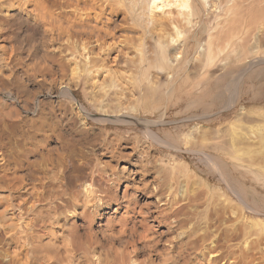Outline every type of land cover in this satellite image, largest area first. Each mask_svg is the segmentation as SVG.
I'll list each match as a JSON object with an SVG mask.
<instances>
[{"label":"bare ground","instance_id":"obj_1","mask_svg":"<svg viewBox=\"0 0 264 264\" xmlns=\"http://www.w3.org/2000/svg\"><path fill=\"white\" fill-rule=\"evenodd\" d=\"M162 99L191 111L182 144L203 168L173 161L151 182L149 163L108 172L97 152L70 153L67 136L89 115L106 135L114 124L154 132L169 106L158 119L139 114ZM113 135L104 156L122 145ZM227 167L264 187V0H0V264H154L138 260L136 239L153 248L155 222L175 230L194 213L199 264H264V203ZM113 205L124 209L118 228L99 239L93 221ZM69 213L84 214L85 238ZM187 243L179 236L165 264H180Z\"/></svg>","mask_w":264,"mask_h":264},{"label":"rangeland","instance_id":"obj_2","mask_svg":"<svg viewBox=\"0 0 264 264\" xmlns=\"http://www.w3.org/2000/svg\"><path fill=\"white\" fill-rule=\"evenodd\" d=\"M45 90L46 89L40 90V89H36V88L33 89L32 88L30 93L37 95V96L40 94V96H42V97H48L45 94V92H46ZM41 92H44L43 95H41L42 94ZM78 98L79 99L76 101L77 103L74 105V107H78V106H76L77 104H81L83 101H85V99L81 95H79ZM83 103H85V102H83ZM184 103H185V101L182 102L181 106H183ZM167 106H169V109L163 114V118L165 119L164 124L156 125L153 127L154 132H158L162 136V138H164L165 140L168 141V142L163 141V145L161 144L162 143L161 141H160L161 143L158 141V139L154 135V132L146 130V128H144V126L142 124H138V123L133 124V125H129V126L126 124L111 125L110 127H108V130L110 133L108 135H106L104 126L101 125L100 123H94L93 122L94 120H92L90 115L87 114V115H89L88 116V118H89L88 122L89 123H88V126H87L86 130L84 131V133H75L74 131H70L69 132L70 135L68 134V136H67V138H69L68 141H69L70 153L74 156V155H76V153H78L77 151H79V148L82 147L84 152H85V155L94 160V157L96 155L95 153L97 152L98 153L97 157L100 158V160L103 162V164L106 162V163L112 165L111 168L110 167L107 168L106 171H108V172H110L111 170H116V171L121 172L124 169L136 170L137 169L136 165L139 166L142 163L143 164L149 163L150 165L149 164L148 165L151 166L150 167L151 168L150 169L151 174L149 173L150 181L152 180L151 182L156 181L157 173L155 172V169H162V175L167 176V174L169 173V167H171L170 162H173V161L185 162L188 165H190V167L192 169L193 168L197 169L198 166H200V168H203L204 165L200 160H198V156L195 153H192V151L188 148V145L182 144V143H185L184 142V134L194 124L193 120L191 123V120L189 118H187L188 116L191 115V111L190 112H177L178 107L172 106L171 102L168 101L167 99H162L161 102L157 103V106H155V108H154L155 110L153 108H152L153 109L152 110L151 108L146 109L143 107L144 109L141 110V113L139 115L142 117L150 118V119H158L159 117H161L163 110H165V108ZM69 108H70V105H69ZM141 108H142V105H141ZM86 110L91 111V109H89V108H87ZM74 111L75 110L70 111L71 112L70 115H74V117L77 118V120H79V116H77L76 112H74ZM87 113H89V112H87ZM187 119H189V120H187ZM117 128H119V129H117ZM117 130L121 134L123 133V135H124V140L122 141V145L119 148L118 153L122 152L124 155L127 153L130 156L127 154L125 156H129V157L120 158V156H123V154L121 153L122 155H120V153L118 154L117 152H116V157H113V156L107 157V156H104L100 153V152H102L100 149L102 146L101 144L103 142H105V139H109L111 141L112 145H114V146L116 145L117 141L114 138L113 132H115ZM82 139H83V141H82ZM174 142H176V143H174ZM180 144H181V146H180ZM164 145H166V146H164ZM171 146H173L175 149ZM134 147H136L137 151H136V153L132 154V148H134ZM107 155H109V154L107 153ZM118 155H120V156H118ZM134 165H135V167H134ZM201 166H203V167H201ZM124 167H127V168H124ZM204 173H205L204 175H206L207 171L204 170ZM225 173H226L227 178L233 184H235L236 186H239V187L242 186L241 188H243L245 190L246 195L250 200L255 198L258 201L264 203V187L260 183L254 184V183H252V181L245 180L243 177H240L239 174L235 170H232L230 167H227V169L225 170ZM208 175L210 178V179L208 178V180L210 181L212 187H214L213 184H215L218 177L216 174H212V173L208 174ZM103 176H106V174H104ZM108 176H109V174H108ZM139 177L140 176H137L138 180H139ZM102 178H105V177H102ZM101 184H102L101 185L102 187H104V184H106L104 179L101 180ZM255 185H257V187H255ZM124 189H125V184L121 185L118 188L119 196L123 195ZM149 200L150 201L156 200V198H152ZM149 200L145 199L146 202H149ZM145 201H143V202H145ZM152 202H154V201H152ZM116 207H117L116 205H113V206H110L109 208H107L106 210H102L101 212H103V214H101L98 217L96 216V219L93 221V224L91 226V231L99 239L102 237V233L104 231H107L110 228L111 224H113L112 225L113 228H115V229L118 228L117 220L122 216L124 209L115 210ZM186 210L192 212L193 209L186 208ZM78 212H80V210ZM194 216H195V218H194ZM197 219H198V217H197ZM197 219H196V214L194 213V215H192V217H191L190 223L185 224L186 226L184 224H183L184 226L179 225V227L176 228L175 230L168 229L169 224L163 223V224L158 225V222L157 223L155 222V224L152 225L153 226L152 227L153 233H155L152 236V240L154 241L153 242V244H154L153 248H150L149 246H147L146 247L147 249H145V247L143 246V245H145L143 243V241L142 240L138 241L139 239L137 237H135V239L137 238L136 243L138 242L137 247H138L139 253H140V254H138V260L143 261L145 259H148V257H150V258H152V261L153 260L155 261V262L153 261L154 264H165L166 263L165 258L167 257L168 253L170 251H172L171 245H173L174 241H176L178 239V237L180 236L181 240H183L184 242L188 241L189 243L186 244L187 250L185 251L184 256L182 257L183 259L181 258L182 261L180 262V260H179V263L180 264H189V263L190 264H195V263L199 264L196 261V257H195L196 250L193 247L194 246L193 239L195 237L193 232L195 231V229H197L198 224H203V223H201L199 221V219L198 220ZM84 220H85L84 214L75 215L73 213H69V217H68V223L69 224L68 225H70L71 227L76 226L77 229L79 230V233L82 236L84 234L83 237L85 238L86 233H87V227H86V225L83 224ZM180 227H182L184 230L179 229ZM83 228H85V229H83ZM157 232H159L160 234ZM181 232H183V234H180ZM177 234H179V236L177 238H175L176 236H174V235H177ZM127 238L128 237H125L123 239V241H127ZM123 241L115 242L114 249H122L124 246H126V242H123ZM100 250L103 251V252L99 251V254H101L102 258H106L107 256L111 257L113 255L112 254L113 252L108 251L107 246L105 248L100 249ZM153 250H156V251H153ZM194 250H195V253H194Z\"/></svg>","mask_w":264,"mask_h":264}]
</instances>
